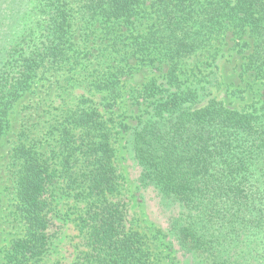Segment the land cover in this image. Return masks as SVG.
Masks as SVG:
<instances>
[{"label": "trees", "instance_id": "obj_1", "mask_svg": "<svg viewBox=\"0 0 264 264\" xmlns=\"http://www.w3.org/2000/svg\"><path fill=\"white\" fill-rule=\"evenodd\" d=\"M32 2L0 0V142L39 70L47 61L67 63L74 52L66 0ZM92 2L91 18L127 24L149 8L148 0ZM152 7L161 20L136 40L134 57L163 66L164 74L137 90L125 132L139 186L169 214L157 234L170 241L174 264H264V100L237 110L219 99L217 57L206 71L183 68L231 28L253 39L243 45L252 51L241 76L264 78V0H156ZM103 86L106 97L120 99L118 86ZM94 105L70 112L61 127L62 147L75 158L67 160L66 175L87 201L80 225L90 253L82 264H150L147 236L128 226L125 204L110 198L120 183L113 129ZM15 158L20 206L32 231L6 258L26 264L46 251V196L57 171L26 146Z\"/></svg>", "mask_w": 264, "mask_h": 264}, {"label": "rangeland", "instance_id": "obj_2", "mask_svg": "<svg viewBox=\"0 0 264 264\" xmlns=\"http://www.w3.org/2000/svg\"><path fill=\"white\" fill-rule=\"evenodd\" d=\"M154 1L148 0L145 17L127 24L91 18L92 0H66L74 52L67 63L58 66L47 61L39 70L28 93L14 106L10 129L0 142V264H9L6 256L13 243L29 236L31 230L26 225L18 197L22 168L15 152L23 146L32 148L52 171H57L46 196L50 203L46 215L49 222L46 251L26 264H82L87 261L90 248L80 225L87 201L83 199L82 189L70 183L66 175L67 160L72 155L64 150L61 140V127L66 117L87 103L95 104L113 129L120 183L115 196L110 198H114V203L125 204L128 226L147 236L150 264L176 263L172 259L170 241L157 234V227L167 228L169 214L160 208L152 190L139 186V168L126 151L125 126L133 123L137 90L149 79L164 74L163 66H147L134 57L136 40L161 20L160 13L152 7ZM35 3L32 2L31 7ZM245 42L252 44L253 39L230 28L211 47L183 65L186 74H190L191 69L206 71L213 57H217L222 83L217 96L237 110L251 109L264 100V78L249 73L241 76L252 51L243 47ZM106 84L119 87L120 99L111 100L112 95L106 97L109 91L103 92Z\"/></svg>", "mask_w": 264, "mask_h": 264}]
</instances>
